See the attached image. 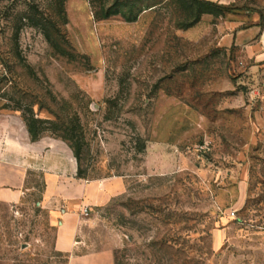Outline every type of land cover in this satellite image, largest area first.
I'll return each mask as SVG.
<instances>
[{
    "label": "rangeland",
    "instance_id": "1",
    "mask_svg": "<svg viewBox=\"0 0 264 264\" xmlns=\"http://www.w3.org/2000/svg\"><path fill=\"white\" fill-rule=\"evenodd\" d=\"M184 1L105 0L96 19L89 0L63 14L0 0V105L75 113L84 137L77 160L67 140L28 134L56 169L47 183L45 165L26 167L18 200H0V264H264V66L224 38L264 29V0H205L221 13L198 18ZM31 4L73 58L25 23ZM5 124L25 140L20 111L0 109ZM63 215L68 252L54 246Z\"/></svg>",
    "mask_w": 264,
    "mask_h": 264
},
{
    "label": "crops",
    "instance_id": "2",
    "mask_svg": "<svg viewBox=\"0 0 264 264\" xmlns=\"http://www.w3.org/2000/svg\"><path fill=\"white\" fill-rule=\"evenodd\" d=\"M231 32V34H225V40L229 44L243 48L255 64L264 66V29L259 26H251L232 29ZM25 132L26 138L22 141L23 126H21V133H18L16 129L13 130L10 124L0 127V200L8 203L18 200L21 193L23 172L26 167L35 166L39 162H41L39 165H45L47 183L50 181L48 176L56 169L55 164L51 165L48 160L52 149L47 148V146H40L36 141H31L27 130ZM46 190L48 195L52 189L48 186ZM76 229L75 222L70 220L67 215H63L55 234V248L63 252L71 251L74 246ZM84 258L72 256L69 264H90V261Z\"/></svg>",
    "mask_w": 264,
    "mask_h": 264
},
{
    "label": "trees",
    "instance_id": "3",
    "mask_svg": "<svg viewBox=\"0 0 264 264\" xmlns=\"http://www.w3.org/2000/svg\"><path fill=\"white\" fill-rule=\"evenodd\" d=\"M123 1L124 0H115V3L123 4ZM182 1L184 0H181V2ZM56 2L57 14H63L65 0H56ZM89 3L93 9L94 17L96 19L105 18L112 14L110 11L103 12L105 0H89ZM184 5H186V3H184ZM187 7L194 8L196 10V18H198V16L202 13H221V7L218 4L205 0H190ZM24 17L25 23L29 26L37 28L42 33L49 46L56 53L68 58H73V53L67 50L64 46L67 45V40L57 23L45 12L40 11L37 5H29L27 13H25ZM11 98L12 97H10L9 100H13V103H3L0 105V109L20 111L22 120L32 140L37 139L43 132L48 131L61 137L62 139L67 140L73 150L75 158L77 160L80 159L84 145V137L80 128L79 118L75 113L74 116L67 119H62L57 115L54 119L42 118L35 114L33 110V103L23 102Z\"/></svg>",
    "mask_w": 264,
    "mask_h": 264
}]
</instances>
